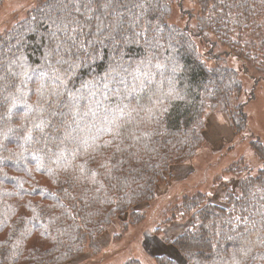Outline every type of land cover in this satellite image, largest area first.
Instances as JSON below:
<instances>
[{"label": "snow or ice", "instance_id": "1", "mask_svg": "<svg viewBox=\"0 0 264 264\" xmlns=\"http://www.w3.org/2000/svg\"><path fill=\"white\" fill-rule=\"evenodd\" d=\"M204 3L207 7V0ZM208 11L209 20L225 24L234 13L243 17L249 0H214ZM33 12L21 31L0 33V165L13 162L2 155L13 141L23 149L14 154L17 161L27 153L32 161L50 162L73 207L76 201L83 205L76 209L79 214L104 181L119 184L139 173L140 155L133 149L141 137L134 128L155 118L153 101L159 99L160 84L168 82L169 96L175 91L172 77L179 71L182 44L173 29L165 31L162 0H37ZM133 48L139 50L138 58L132 57ZM29 55L39 63L30 62ZM101 64L103 71H96ZM21 112L24 122L13 127L9 117H20ZM97 154L103 158L93 169L88 165L97 161ZM5 180L16 182L0 168V183ZM240 187L235 193L240 214L229 215L219 226L213 221L200 227L238 241L231 252L217 253L220 264H264V251H255L257 242L264 248V177L246 176ZM17 188L23 185L17 183ZM69 188L79 191L73 196ZM40 191L60 202L56 193ZM2 194L10 193L5 189ZM56 207L42 210L53 223L67 211L59 203L63 211L56 215ZM223 225L235 235H226ZM41 235L51 233L45 228ZM184 247L192 256L193 245Z\"/></svg>", "mask_w": 264, "mask_h": 264}, {"label": "trees", "instance_id": "2", "mask_svg": "<svg viewBox=\"0 0 264 264\" xmlns=\"http://www.w3.org/2000/svg\"><path fill=\"white\" fill-rule=\"evenodd\" d=\"M187 1L191 8L184 7L183 0H162L165 31L173 29L182 44L177 57L180 67L172 77L175 91L171 96L168 95L171 88L167 81L158 86L159 99L154 98L153 101L155 118L134 128L135 134L141 137L133 149L140 155L136 165L139 173L133 174L134 178L129 177L119 184L104 181V187L94 194L89 207L77 214L76 209L83 208V205L76 201L74 208L73 201L61 191V184L56 182L51 171L55 166L43 159L32 161L27 153L24 159L17 161L14 154L23 149L14 141L8 143L10 151L2 155L11 156L13 162L0 165V168L9 177H15L16 182L5 180L0 183V264H69L78 257L96 259L101 252L100 239L105 233L115 231L116 240L141 223L146 216L145 206L151 205L157 197V185L170 173L172 166L190 163L204 152L206 143L202 132L205 114L222 110L237 134L242 135L248 129L249 117L245 106L252 95L245 87L244 78L249 71H264V0H249V11L243 17L234 13L225 24L208 19V9L214 0H207V7L204 0ZM36 3L37 0L10 24L0 28V33L21 31L20 25L25 19L35 15L33 7ZM131 55L138 58L139 50L133 48ZM29 61L39 63L33 55H29ZM96 71H103V64ZM82 75L88 78L86 72ZM76 83L79 86V79ZM35 99L32 96V100ZM22 116L21 112L20 117H9L13 120V127L24 122ZM249 143L252 160L232 156L224 162L219 175H214L211 183L206 182L200 189L173 192L172 196L176 195V198L163 208L161 216L167 223L165 225L184 226L164 241L184 257L185 264H220L217 253L224 255L223 250L231 252L238 243L228 240L225 235H213L210 227L202 228L200 224L210 226L215 221L219 226L220 221L229 215H239L235 193L241 191L242 179L246 176L264 177V172H261L264 140L254 137ZM102 158L97 154V161L90 162L88 166L97 168ZM60 180H63L62 175ZM17 183L23 188L18 189ZM222 184L226 189L224 187V193L215 202L214 195ZM5 189L9 195L2 194ZM40 190L56 193L60 202ZM68 191L75 196L79 189L69 188ZM59 203H63L67 211L53 223L51 215H43L42 210L49 211V206L57 205L54 212L60 215L63 210ZM234 207L236 212L232 211ZM21 215L25 216L23 222L20 221ZM72 216H75L74 220ZM35 223L40 227H34ZM158 225L152 224L149 232L162 237ZM45 228L51 233L50 237L41 235ZM223 228L226 235H235L227 225ZM186 244L193 245L190 249L192 256L188 255ZM255 251L259 254L264 248L257 242ZM152 258L154 264H179L177 259L166 254ZM118 264L143 263L130 257Z\"/></svg>", "mask_w": 264, "mask_h": 264}, {"label": "rangeland", "instance_id": "3", "mask_svg": "<svg viewBox=\"0 0 264 264\" xmlns=\"http://www.w3.org/2000/svg\"><path fill=\"white\" fill-rule=\"evenodd\" d=\"M34 1L1 0L0 28L10 24ZM182 4L184 7L191 8L187 0H183ZM253 72L255 74L249 71V75L244 78L245 87L252 95V99L245 106L249 117V125L245 133L237 134L231 128L227 115L222 110L204 113L205 123L202 134L206 149L190 163L171 167L170 173L157 185V197L150 203L151 205L145 206L146 216L141 223L122 233L116 240L115 231H108L109 233H105L100 239L101 252L96 259L78 257L69 264H118L130 257L139 259L143 264H154L152 257L161 254L172 256L179 264H185L184 257L172 245L165 243L164 239L161 240L162 237L174 236L184 226L165 225L167 223L163 222L161 213L163 208L176 198V195L172 196L173 192L176 194L184 190L200 189L207 184L206 182L211 183L214 175H219L218 171L222 169L224 162L232 156H242L245 160H252L250 139L258 137L264 140V71ZM224 187L225 184H222L216 191L213 198L215 202L221 198L226 189ZM152 224H159L162 237L149 232ZM145 229L146 231L143 232Z\"/></svg>", "mask_w": 264, "mask_h": 264}]
</instances>
